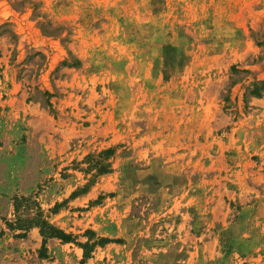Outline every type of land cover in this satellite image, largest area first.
Listing matches in <instances>:
<instances>
[{
    "label": "rangeland",
    "instance_id": "rangeland-1",
    "mask_svg": "<svg viewBox=\"0 0 264 264\" xmlns=\"http://www.w3.org/2000/svg\"><path fill=\"white\" fill-rule=\"evenodd\" d=\"M0 264H264V0H0Z\"/></svg>",
    "mask_w": 264,
    "mask_h": 264
},
{
    "label": "trees",
    "instance_id": "trees-1",
    "mask_svg": "<svg viewBox=\"0 0 264 264\" xmlns=\"http://www.w3.org/2000/svg\"><path fill=\"white\" fill-rule=\"evenodd\" d=\"M42 229V234L44 236H50V237H57L59 239H62L64 241L69 242L71 240V236L63 233L62 231L50 226L47 222H41L40 225Z\"/></svg>",
    "mask_w": 264,
    "mask_h": 264
}]
</instances>
